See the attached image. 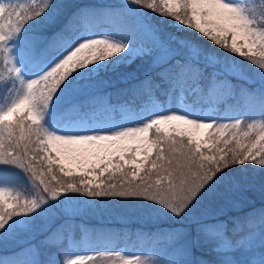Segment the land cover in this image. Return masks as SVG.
Returning a JSON list of instances; mask_svg holds the SVG:
<instances>
[{"label":"snow or ice","instance_id":"snow-or-ice-1","mask_svg":"<svg viewBox=\"0 0 264 264\" xmlns=\"http://www.w3.org/2000/svg\"><path fill=\"white\" fill-rule=\"evenodd\" d=\"M254 3L264 7V0ZM149 13L246 58L259 70V86L236 91L228 78L246 77L240 65L165 32ZM53 22L59 26L51 32L36 27ZM262 23L264 12L258 19L247 0H124L115 9L71 12L62 0H0V244H17L12 258H0V264L93 259H60L55 243L64 226L60 218L82 211V203H91L85 197L142 198L152 203L157 219L179 225L161 233L165 246L153 250L151 261L104 253L119 264H264V220L257 246L256 237L236 226L239 218L228 214L242 202L235 193L245 185L234 166H264V119L219 123L207 114L193 118L194 110L183 104L165 108L154 98L158 93L171 100L179 92L218 102L226 94L245 117L264 118ZM137 61L138 68L147 64L142 79L124 73L126 87L101 91V84L115 87L97 81L101 73ZM113 95L138 109L116 113ZM20 186L31 198L13 194ZM204 247L215 259L197 256ZM51 248L57 252L41 259L42 250Z\"/></svg>","mask_w":264,"mask_h":264},{"label":"trees","instance_id":"trees-1","mask_svg":"<svg viewBox=\"0 0 264 264\" xmlns=\"http://www.w3.org/2000/svg\"><path fill=\"white\" fill-rule=\"evenodd\" d=\"M252 2L254 0H251ZM19 2H23V0H19ZM24 3V2H23ZM62 3L65 5V12H71L76 10L77 8L85 9V10H109L118 8L122 3L120 0H62ZM259 8L263 10L264 7ZM149 19L152 23L160 25L165 32H170L175 34L176 36H181V38H187L191 41L198 43L199 45H203L205 48L216 51L221 56H227L228 58H238L240 57L237 54H231L230 52H225L224 49L218 48V46L214 45V43L208 40L207 37L201 36L195 30L187 29L185 27L176 28L172 24V20L170 18H161L159 16H155L152 13H149ZM59 26V22H53L50 25H37L36 27L39 30H43L47 28L49 32L54 31ZM179 29V30H178ZM236 55V57H235ZM242 64L247 63L248 60L244 57H240ZM141 64L140 61H137L129 66H121L115 72L109 71L101 73L97 77V81L103 82L108 81L110 85H114L115 87L108 86L105 87L101 84V91L103 92H113L115 93L116 89L126 87V84L121 83L120 77L124 73H136L138 78L144 77V71L147 68V64L145 63L143 67L138 68V65ZM247 69H245V73L247 74L245 78L238 79L236 77H229V82L232 85H235L236 91L240 89H255L259 86V75L258 68L253 66L251 62ZM213 69L209 67L207 72L211 73ZM220 79H224V77H220ZM220 92H223V89L218 90V93H214L215 97ZM193 96V95H191ZM155 97L160 98L164 101L165 96L160 94H155ZM127 97H120L117 99L116 95L111 97V103L114 105L116 103H121L127 101ZM217 102V101H216ZM221 112L222 114H228L233 112L238 106L234 100L228 97L226 94L220 101ZM143 103V102H142ZM136 105L137 104H133ZM70 105H65V108H70ZM71 119L76 118L75 110H72L69 114ZM241 174L244 176L245 185L244 189L240 192L235 193V197L237 200L242 201L237 205L236 208H229L228 214L232 217H238L237 227L243 229V235H250L251 233H259L261 229L262 220V210H264V195L260 193H256V189H260L262 184H264V166L259 164H251L250 162H246L244 166L236 165ZM13 173H16L17 170L13 169ZM15 183L22 185L23 182L17 176ZM22 187V186H20ZM28 191V189H26ZM75 195V194H74ZM84 200H91L93 202L99 203V205H105L106 209L100 212L97 215H84L79 213L80 215H75L72 218H67L66 216H62L60 219L64 221L63 228L56 233L55 243L59 245V253L60 257L65 253V251L73 249H89V248H101L106 247L107 250L113 249L119 245H125L128 248L134 246L143 247L145 250H149L150 247H154V249L159 250L165 245H160L165 241L166 237L161 235L162 232H167L170 226L179 227L178 224L175 223L174 220L165 218L160 223H151V222H143V211H139L137 209H122L125 207H130V204H143L149 208V205L152 206L151 202L143 200L142 198H87ZM132 202V203H131ZM145 206V207H146ZM121 217V219L119 218ZM229 228H232V224H229ZM22 242V241H21ZM257 246L259 241L256 240ZM17 251L16 243H6L0 244V258H12L13 253ZM43 255L41 259H49V257L53 256L57 252L56 248H51L48 250H42ZM238 259H244V257L240 256L239 253H233ZM197 256L204 257L207 259H215L214 254L207 247L201 248L197 251ZM153 256H150L148 259L151 261ZM94 264H106L103 261H96Z\"/></svg>","mask_w":264,"mask_h":264},{"label":"rangeland","instance_id":"rangeland-1","mask_svg":"<svg viewBox=\"0 0 264 264\" xmlns=\"http://www.w3.org/2000/svg\"><path fill=\"white\" fill-rule=\"evenodd\" d=\"M108 1H112V0H108ZM23 2L28 3V2H30V0H23ZM123 2H124V0H120V3H123ZM240 2L243 3V2H245V0H240ZM247 4L250 8L253 9V14L258 19H261V12H263V10H261L259 8V5L257 3H254V1L252 2L251 0H247ZM149 16H150V14H149ZM172 24L176 28L184 27V26H178L175 22H172ZM262 26H264V23H262ZM177 37L181 38V36H177ZM235 57H236V55H235ZM228 59H229V61L234 60L238 65H240L244 69V71H245V69L248 68V66H250V65H247V63L249 64V61L247 63L242 64L241 58L240 57L238 58V56L235 59L231 58V57H229ZM252 65L257 68L256 65H254V64H252ZM154 98H155L156 102H158L160 105L164 106L165 108H168V107L178 108L181 104H183L187 109L194 110L193 118H195L196 115L203 116V115L207 114L208 116H212L214 118H217L219 123L230 122L231 119H243V120H245V123H251L253 119H255L257 121L264 119V118H261L259 115H254L251 117H245L244 115H242V113L245 110L241 107H238L233 112H230L228 114H222L221 107H220L221 105L219 102H216L214 99L208 100L207 102H200L198 96H195V95L191 96L190 94H185V95L181 96V94L179 92H176L173 95V97L171 98V100L169 99L168 96H165L164 101H162L160 98H157V97H154ZM4 102L5 101L0 99V103H4ZM143 103H149V101H144ZM115 107H116V113H125L129 109H138V106H134L133 104H130L127 102L117 103V104H115ZM163 114H168V113L165 112ZM180 114H183V112H181ZM117 119H120L119 115H117ZM124 126L138 127L140 125L138 123H125ZM113 130L118 131L120 129L116 128ZM244 130H246V128L242 129V131H244ZM81 134H90V133H81ZM16 184H18V183H16ZM17 192L20 194L21 199L31 198V196L29 195V192L23 186L22 187H14L13 194H16ZM256 193H260V194L264 195V188L260 187V189L259 188L256 189ZM145 206L146 205H144V203L143 204H137V205L132 203V204H130V207H127V208L124 207L122 209V211H124L125 209H130V210L135 209V211L137 209H139V211H143V216H144L143 222H151V223H157L158 224L166 218V217L161 216L159 219H157L156 218L157 214L153 211L152 206L149 205V208H147V206L146 207ZM81 208H82V211H80L79 213L84 214L85 216L86 215L89 216V214L97 215L106 209L105 205H99V203H97V201L96 202L91 201L90 204L82 203ZM79 213H77V214L80 215ZM77 214H75V215H77ZM75 215H73L71 217H67V218H72ZM119 218L121 219V217H119ZM249 236L256 237L257 238L256 240H258L259 233L254 232V233H251ZM160 245H164V242H162L161 244H158V246H160ZM207 249H209V248L207 247ZM153 250H154V247H150L149 250L144 251V248L140 247V246H134V247L128 248L125 245H119V246H117L113 249H109V250H107L106 247H101L98 249H94V248H89V249L83 248V249H78V250L70 249V250L65 251V253L61 256L60 259H64V260L74 259L76 255H83L85 257H89V256L93 257V259H91V260L86 259L85 264H94V262H96V261H103L106 264H113V261H115V264H119V258H116L113 256L110 259V258L106 257L104 255V253L119 252L121 254V256L136 255V256H140L141 259H145V258H148V257L154 255Z\"/></svg>","mask_w":264,"mask_h":264}]
</instances>
